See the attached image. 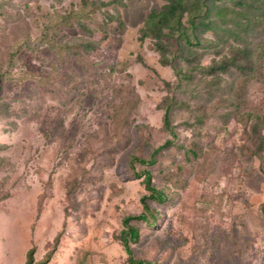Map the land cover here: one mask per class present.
<instances>
[{"label": "rangeland", "instance_id": "374dc122", "mask_svg": "<svg viewBox=\"0 0 264 264\" xmlns=\"http://www.w3.org/2000/svg\"><path fill=\"white\" fill-rule=\"evenodd\" d=\"M165 4L0 0V264H23L31 247L42 259L58 234L47 264H129L119 233L147 193L130 159L173 139L163 121L169 104L173 144L154 165H136L169 198L149 202L156 224L133 221L135 255L264 264V147L255 154L264 135V0H188L189 40L178 30L162 38L171 64L152 36L141 39ZM244 48L254 59L245 70L199 68Z\"/></svg>", "mask_w": 264, "mask_h": 264}, {"label": "trees", "instance_id": "16d2710c", "mask_svg": "<svg viewBox=\"0 0 264 264\" xmlns=\"http://www.w3.org/2000/svg\"><path fill=\"white\" fill-rule=\"evenodd\" d=\"M201 2L202 0H197ZM206 8H208L207 2H204ZM187 4L188 0H166V4L164 7L158 11L153 10L149 16V18L145 21L144 27L141 30V39L145 37L152 36L154 38L153 46L156 50H158L162 57V62L164 64H171V60L167 57V52L169 51L168 45L162 39L163 36L169 34L166 30L170 32L173 30H178L181 32L183 36L187 40L189 37L187 32L181 30L185 28L183 26V15L187 12ZM209 11V9H206ZM196 20V17H195ZM195 20L192 19L193 24L195 25ZM204 24V23H203ZM239 57H244V63L241 64L238 61ZM239 57H232L230 59H224L219 62H215L214 64L208 66L199 65V68L207 70L209 73L214 74L217 71H227L231 66H237L238 68L245 70L249 65L253 64V55L252 51L248 48H244L240 51ZM258 60L262 58V54H258ZM179 75L182 74V70H178ZM171 109L172 105L169 104L165 107L164 111V127L165 129L172 135L173 139H167L163 144L155 147L149 157H142L132 155L130 159V168L132 169L135 177L140 178L143 177V182L145 185V189L147 191L141 197V202L143 205V211L137 214H129L124 216L123 218V228L119 233V239L123 245L125 252L127 253V261L129 264H161L159 262H153L148 259L138 257L134 253L133 244L137 243L141 237L140 228L134 224V220H140L145 222L147 225H154L157 222V212L151 207L150 201H154L156 203L162 204L168 200V195L164 191V189L156 186L153 182L152 172L145 168L142 171H137L136 165L141 164L144 166L154 165L157 160L159 153L162 149L171 146L176 138V132L174 127L172 126L171 119ZM260 120L261 117H258ZM264 147V135H260L258 139V147L255 151V154L261 156V152ZM264 172V169H263ZM60 234H58L55 239L52 247L46 252L45 256L36 260L35 258V247H31L26 256V260L23 264H47L56 248L59 244Z\"/></svg>", "mask_w": 264, "mask_h": 264}]
</instances>
